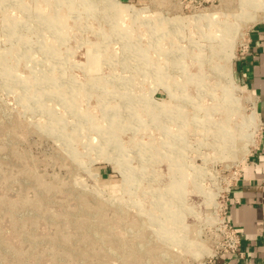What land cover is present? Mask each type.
Segmentation results:
<instances>
[{
    "label": "rangeland",
    "instance_id": "obj_1",
    "mask_svg": "<svg viewBox=\"0 0 264 264\" xmlns=\"http://www.w3.org/2000/svg\"><path fill=\"white\" fill-rule=\"evenodd\" d=\"M243 1L0 0V264L213 260L259 135Z\"/></svg>",
    "mask_w": 264,
    "mask_h": 264
},
{
    "label": "crops",
    "instance_id": "obj_2",
    "mask_svg": "<svg viewBox=\"0 0 264 264\" xmlns=\"http://www.w3.org/2000/svg\"><path fill=\"white\" fill-rule=\"evenodd\" d=\"M246 44L234 70L255 98L259 135L226 199L228 219L241 234V254H219L211 264H264V21L249 29Z\"/></svg>",
    "mask_w": 264,
    "mask_h": 264
},
{
    "label": "built area",
    "instance_id": "obj_3",
    "mask_svg": "<svg viewBox=\"0 0 264 264\" xmlns=\"http://www.w3.org/2000/svg\"><path fill=\"white\" fill-rule=\"evenodd\" d=\"M247 48V44L244 45L242 52ZM242 54V53H241ZM227 201V200H226ZM223 217L218 222L221 232V241L218 246V251L211 257H215L219 254H241L239 252L241 234L237 232L235 227L231 224L227 216V205H225ZM208 264H211V259Z\"/></svg>",
    "mask_w": 264,
    "mask_h": 264
},
{
    "label": "bare ground",
    "instance_id": "obj_4",
    "mask_svg": "<svg viewBox=\"0 0 264 264\" xmlns=\"http://www.w3.org/2000/svg\"><path fill=\"white\" fill-rule=\"evenodd\" d=\"M244 5L248 6V8H253L255 10H264V0H244ZM120 14V10L118 12Z\"/></svg>",
    "mask_w": 264,
    "mask_h": 264
}]
</instances>
